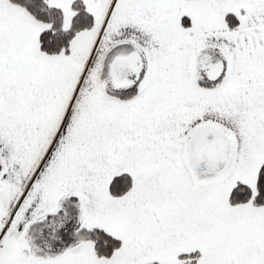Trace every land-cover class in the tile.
Segmentation results:
<instances>
[{"label":"crops","instance_id":"crops-1","mask_svg":"<svg viewBox=\"0 0 264 264\" xmlns=\"http://www.w3.org/2000/svg\"><path fill=\"white\" fill-rule=\"evenodd\" d=\"M75 1L49 0L65 30ZM79 1L92 27L47 54L50 26L0 0V264H264V209L228 204L264 164V0ZM203 123L235 142L207 179L187 156ZM88 228L121 249L98 257Z\"/></svg>","mask_w":264,"mask_h":264},{"label":"trees","instance_id":"trees-1","mask_svg":"<svg viewBox=\"0 0 264 264\" xmlns=\"http://www.w3.org/2000/svg\"><path fill=\"white\" fill-rule=\"evenodd\" d=\"M10 1L25 8L37 20L50 26L40 37L41 48L47 54L68 52L75 36L84 30L90 29L93 25L91 15L79 0L72 5L74 16L69 30L64 29L61 10L50 5L49 0ZM232 16L231 14L228 18L231 20ZM227 132L234 139L233 134L230 131ZM132 186V177L129 174L121 173L112 178L110 193L114 197H123L130 193ZM228 204L231 207L244 206L246 209L253 211L264 209V164L259 170L257 182L254 186L243 181H237L234 184L228 196ZM86 239L94 243L96 255L100 258H110L122 247V239L119 236L101 229L88 228ZM199 256V253L183 256L182 259L191 260L182 264H196Z\"/></svg>","mask_w":264,"mask_h":264},{"label":"water","instance_id":"water-1","mask_svg":"<svg viewBox=\"0 0 264 264\" xmlns=\"http://www.w3.org/2000/svg\"><path fill=\"white\" fill-rule=\"evenodd\" d=\"M130 65L137 73L144 67V62L138 55ZM122 67V65H119ZM113 72L120 79V70ZM204 68V66H202ZM201 68V67H200ZM210 76L220 77L221 64L212 67ZM235 142L226 130L210 124L203 123L196 126L187 140L188 163L193 173L201 179H207L223 173L229 166L234 152Z\"/></svg>","mask_w":264,"mask_h":264},{"label":"rangeland","instance_id":"rangeland-1","mask_svg":"<svg viewBox=\"0 0 264 264\" xmlns=\"http://www.w3.org/2000/svg\"><path fill=\"white\" fill-rule=\"evenodd\" d=\"M200 254V253H199ZM200 257V256H199ZM199 259V258H198ZM198 261V260H197ZM183 262H180V264H182ZM179 264V263H178Z\"/></svg>","mask_w":264,"mask_h":264}]
</instances>
